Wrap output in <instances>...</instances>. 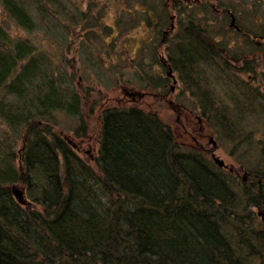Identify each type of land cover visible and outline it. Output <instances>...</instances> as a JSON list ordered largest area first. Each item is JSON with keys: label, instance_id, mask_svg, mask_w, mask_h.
<instances>
[{"label": "trees", "instance_id": "trees-1", "mask_svg": "<svg viewBox=\"0 0 264 264\" xmlns=\"http://www.w3.org/2000/svg\"><path fill=\"white\" fill-rule=\"evenodd\" d=\"M112 1L120 33L133 23L150 30L151 62L162 73L149 84L142 58L134 99L102 107L69 66L86 55L87 67L105 68L115 26L101 22L104 8L0 0V264H264V22L235 28L234 6L220 0ZM108 66L114 83L127 85L120 65ZM169 69L203 137L239 152L246 180L217 166L207 141L183 146L137 102L140 90L168 93ZM95 109L89 161L59 117L83 135V112Z\"/></svg>", "mask_w": 264, "mask_h": 264}, {"label": "rangeland", "instance_id": "rangeland-1", "mask_svg": "<svg viewBox=\"0 0 264 264\" xmlns=\"http://www.w3.org/2000/svg\"><path fill=\"white\" fill-rule=\"evenodd\" d=\"M90 3L94 6L96 3L101 8H104L103 19L101 22L107 23L109 25L115 26L111 36L107 38V46L105 47L106 51L101 55L106 60L105 68L101 67L100 69H92L87 67V62L83 59L76 58L74 59L69 69L75 70L76 77L83 82V88L85 90V96L88 98V101H98L102 107L112 106L118 104L117 100L122 99L123 101L131 102L134 99V95L130 94L131 88L137 89L142 88L143 83L139 84L138 78L135 75L137 71V65L141 63L142 58L146 60L144 63H141V67L138 69V72L144 74V79L146 81H153L156 79V76L162 73V70L158 65L152 64L150 58V47L151 43V32L150 30L144 28V23H140L136 26L133 23V28L124 31L122 33L116 28V16H115V7L112 5V0H89ZM219 1V0H215ZM224 4H230L234 6L233 16L235 21L244 27H248L249 24L252 26H257L258 23L264 22V0H220ZM82 6L87 7V3H83ZM2 14V9L0 8V15ZM215 17V14H211V18ZM126 18H123L125 22ZM258 22V23H257ZM230 23V19L227 24ZM219 24H217V28ZM228 29V27H227ZM17 29L15 27H9V31L14 34ZM21 32V31H19ZM228 35V34H227ZM219 38L222 35L219 34ZM227 40L232 41L230 37H227ZM153 39V38H152ZM152 41V40H151ZM107 49L109 50L111 57L107 56ZM161 57L166 58V54L163 48L160 49ZM120 65L124 70V79L126 84H115L116 75L113 70L108 66L109 64ZM172 72V76H169L170 82L168 83L169 91L166 94H163V91L158 90H140L141 93L137 102L144 103L145 107L153 109L159 117L169 125L174 133L176 134V139L183 145L188 147H196L197 143H205L210 149L208 156H211L213 151L216 156L220 159H223L225 164L228 166H233V170L230 172H236L238 176L244 177L243 174V159L240 158L239 152H234L233 147L226 142H219L216 140L214 135L209 136L208 138L203 137V133L206 132L204 123L198 119L197 113L190 109V101L188 96L181 91V83L178 80V76L175 72ZM146 74V75H145ZM144 81V82H146ZM149 81V84L151 82ZM154 99L158 103H153ZM83 101V107L86 109L89 102ZM125 104V103H123ZM154 105L155 107L151 106ZM87 110V109H86ZM83 119L87 122L88 130L82 135V132L79 131L78 134H75L74 129L77 124L73 119L64 117L60 114L59 121L61 122V128L59 130L62 134L65 133L66 137L74 142V145L77 147V152L81 157H88L93 159L97 154L98 142L96 136L92 132V129L99 126L98 121V110L92 111V114H86L85 110L83 112ZM6 127L0 122V133L5 130ZM210 137L213 138L216 145L210 142ZM19 144V143H18ZM197 148V147H196ZM227 169V168H226ZM229 170V169H228ZM246 176V175H245ZM248 179V178H247ZM15 187L21 188L19 185ZM15 197V195H14ZM16 199V197H15ZM256 210V209H255ZM258 215L263 220L264 209L258 211ZM264 222V220H263Z\"/></svg>", "mask_w": 264, "mask_h": 264}, {"label": "water", "instance_id": "water-1", "mask_svg": "<svg viewBox=\"0 0 264 264\" xmlns=\"http://www.w3.org/2000/svg\"><path fill=\"white\" fill-rule=\"evenodd\" d=\"M234 22H235V18H234L233 15H231V26L233 24H235ZM234 27L237 28L236 25ZM168 76H172L171 69H169V71H168ZM209 139H210V142H212L214 145H216L212 137H210ZM211 156H212V159H213V161L215 162V164L217 166L223 167L225 169L227 168V169H229V171H232L233 170V166H228L227 164H225V162L223 161V159H220L218 156H216L213 151L211 152ZM243 179H246L245 174H244ZM12 191H13V194L15 195L16 199L20 203H25L26 202L25 199H24V197H23L22 191L20 189H18L17 187L13 186L12 187ZM263 220H264V217H263Z\"/></svg>", "mask_w": 264, "mask_h": 264}, {"label": "flooded vegetation", "instance_id": "flooded-vegetation-1", "mask_svg": "<svg viewBox=\"0 0 264 264\" xmlns=\"http://www.w3.org/2000/svg\"><path fill=\"white\" fill-rule=\"evenodd\" d=\"M233 25L235 26V24H233ZM233 25H232V26H233ZM244 180H246V179H244Z\"/></svg>", "mask_w": 264, "mask_h": 264}]
</instances>
